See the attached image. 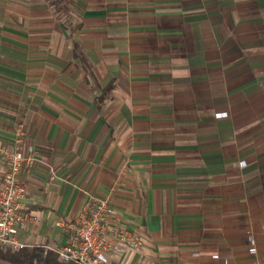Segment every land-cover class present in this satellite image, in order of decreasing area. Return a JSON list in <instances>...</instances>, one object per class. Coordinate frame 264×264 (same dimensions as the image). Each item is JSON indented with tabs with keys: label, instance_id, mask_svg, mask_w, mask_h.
<instances>
[{
	"label": "crops",
	"instance_id": "0c3cea01",
	"mask_svg": "<svg viewBox=\"0 0 264 264\" xmlns=\"http://www.w3.org/2000/svg\"><path fill=\"white\" fill-rule=\"evenodd\" d=\"M20 120L25 247L100 194L149 237L122 264H264V0H0V143Z\"/></svg>",
	"mask_w": 264,
	"mask_h": 264
},
{
	"label": "built area",
	"instance_id": "2783aa9c",
	"mask_svg": "<svg viewBox=\"0 0 264 264\" xmlns=\"http://www.w3.org/2000/svg\"><path fill=\"white\" fill-rule=\"evenodd\" d=\"M223 114L227 113L219 115ZM0 158L5 163L0 174V244L19 249L26 246L20 239L22 228L35 219L26 205L28 185L21 174L43 162L35 145L26 141L24 121H18L12 145L0 143ZM49 172L50 178L57 176L54 166L49 165ZM63 225L71 235L54 248L63 261L122 264L121 255L127 250L142 253L149 243L147 235L126 223L110 195L90 194L78 216Z\"/></svg>",
	"mask_w": 264,
	"mask_h": 264
},
{
	"label": "trees",
	"instance_id": "16d2710c",
	"mask_svg": "<svg viewBox=\"0 0 264 264\" xmlns=\"http://www.w3.org/2000/svg\"><path fill=\"white\" fill-rule=\"evenodd\" d=\"M0 257L14 264H79L74 260L63 261L54 250L41 245L14 249L0 244Z\"/></svg>",
	"mask_w": 264,
	"mask_h": 264
}]
</instances>
